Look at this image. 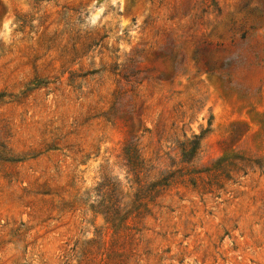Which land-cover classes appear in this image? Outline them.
Segmentation results:
<instances>
[{"label":"rangeland","instance_id":"1","mask_svg":"<svg viewBox=\"0 0 264 264\" xmlns=\"http://www.w3.org/2000/svg\"><path fill=\"white\" fill-rule=\"evenodd\" d=\"M2 12L0 264H264V0Z\"/></svg>","mask_w":264,"mask_h":264},{"label":"trees","instance_id":"2","mask_svg":"<svg viewBox=\"0 0 264 264\" xmlns=\"http://www.w3.org/2000/svg\"><path fill=\"white\" fill-rule=\"evenodd\" d=\"M200 136L198 135H194V138L192 140H189L188 146L187 144L185 146H183V150H182V157H183V161L189 162L197 153L198 148H199V139ZM165 184V182H163L162 179L157 180L154 185H159V184Z\"/></svg>","mask_w":264,"mask_h":264},{"label":"water","instance_id":"3","mask_svg":"<svg viewBox=\"0 0 264 264\" xmlns=\"http://www.w3.org/2000/svg\"><path fill=\"white\" fill-rule=\"evenodd\" d=\"M8 20V15L7 12H2L0 14V31L3 29L4 27V22Z\"/></svg>","mask_w":264,"mask_h":264},{"label":"bare ground","instance_id":"4","mask_svg":"<svg viewBox=\"0 0 264 264\" xmlns=\"http://www.w3.org/2000/svg\"><path fill=\"white\" fill-rule=\"evenodd\" d=\"M5 22H6V21H5ZM5 22H4V23H5ZM6 24H7V23H5V25H6Z\"/></svg>","mask_w":264,"mask_h":264}]
</instances>
